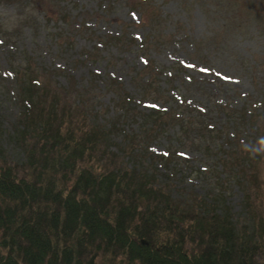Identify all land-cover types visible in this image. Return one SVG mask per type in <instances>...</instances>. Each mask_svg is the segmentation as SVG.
<instances>
[{
	"label": "trees",
	"instance_id": "16d2710c",
	"mask_svg": "<svg viewBox=\"0 0 264 264\" xmlns=\"http://www.w3.org/2000/svg\"><path fill=\"white\" fill-rule=\"evenodd\" d=\"M27 60L11 67L19 113L0 131V264H264L261 115L226 110L219 128L199 124L196 115L186 119L178 104L152 108L147 120L154 124L142 133L115 132L112 118L100 123V110L84 109L91 100L75 102L71 89L55 88L39 72L48 70L32 66L29 54ZM172 120L194 131L200 148L219 146L214 164L224 160L237 171L246 210L239 217L220 190L221 176L215 193L204 196L156 183L142 156L154 159L149 147L166 137ZM177 140L176 151L185 147L179 133ZM113 148L133 156L122 161ZM179 174L171 175L181 181L186 173Z\"/></svg>",
	"mask_w": 264,
	"mask_h": 264
},
{
	"label": "rangeland",
	"instance_id": "374dc122",
	"mask_svg": "<svg viewBox=\"0 0 264 264\" xmlns=\"http://www.w3.org/2000/svg\"><path fill=\"white\" fill-rule=\"evenodd\" d=\"M0 39L2 132L19 113L11 67L28 64V54L32 66L48 70L39 72L55 88L71 89L75 102L91 100L84 109L100 110V123L109 125L112 118L115 132L122 126L142 133L154 124L147 120L152 108L172 110L178 104L186 111L182 116L196 115L199 124L219 128L226 110L247 108L248 118L261 115L264 127V0H0ZM166 128L169 141L149 147L154 159L142 156L156 172V183L204 196L226 177L220 190L234 215L246 211L237 171L211 157L219 146L200 148L195 143L201 139L191 129L184 133L179 122ZM178 133L185 147L176 151L182 144ZM213 143L218 145L216 138ZM112 150L122 161L133 156ZM178 170L186 173L181 181L172 176Z\"/></svg>",
	"mask_w": 264,
	"mask_h": 264
},
{
	"label": "snow or ice",
	"instance_id": "6c2138e0",
	"mask_svg": "<svg viewBox=\"0 0 264 264\" xmlns=\"http://www.w3.org/2000/svg\"><path fill=\"white\" fill-rule=\"evenodd\" d=\"M205 71H207V69H205Z\"/></svg>",
	"mask_w": 264,
	"mask_h": 264
}]
</instances>
